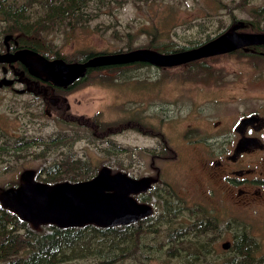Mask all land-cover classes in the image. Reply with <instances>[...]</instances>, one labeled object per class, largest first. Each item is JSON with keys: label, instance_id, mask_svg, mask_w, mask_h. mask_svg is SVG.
Wrapping results in <instances>:
<instances>
[{"label": "rangeland", "instance_id": "1", "mask_svg": "<svg viewBox=\"0 0 264 264\" xmlns=\"http://www.w3.org/2000/svg\"><path fill=\"white\" fill-rule=\"evenodd\" d=\"M245 25L247 32L250 27L264 32V0H2L0 50L6 37H23L49 58L74 61L91 53H173L239 33ZM219 57L205 70L191 63L166 70L132 65L95 71L94 85L68 90L63 99H54L52 88H29L27 75L17 79L15 88L0 89V194L19 186L27 170L47 184L86 181L104 167L134 178H158L161 172L154 187L159 197L150 198L155 207L148 228L143 221L117 239L55 243L52 227L27 226L1 207L0 264H229L222 249L227 241L198 233L199 224L202 230L222 225L223 210L213 206L225 200L221 186L211 181L202 156L185 149L180 139L179 131L191 119L193 126L209 125L189 113L181 129L176 119L155 118L176 108L183 91L192 94L196 77L210 81L203 88L215 96L208 99L227 102L230 112L245 100L249 106L264 102L262 61L257 67L239 55ZM258 75L262 80L255 81ZM53 101L55 108H50ZM150 149L162 158L152 159ZM172 150L184 154L177 159ZM146 196L140 199L147 201ZM242 245L241 251H249L256 241ZM261 259L240 256L235 264H259Z\"/></svg>", "mask_w": 264, "mask_h": 264}, {"label": "flooded vegetation", "instance_id": "2", "mask_svg": "<svg viewBox=\"0 0 264 264\" xmlns=\"http://www.w3.org/2000/svg\"><path fill=\"white\" fill-rule=\"evenodd\" d=\"M1 1L2 0H0V2ZM7 11L12 15L13 18L17 17L15 11L13 12L11 9ZM12 32L20 33V31L15 29H12ZM256 33L264 32L260 30V32ZM9 38L10 40L8 42L4 41V50H0L1 54H14L20 50H31L41 54L49 60L62 59L49 58V56L40 51L32 43L27 42L23 37L16 39H13L12 37ZM96 55L97 54L93 55L92 57ZM225 55H239L241 60L249 61L251 66L256 65L259 67L258 60H261L264 64V45L241 48ZM217 57L221 58L219 56ZM215 58L216 57L202 59L192 63L194 64L195 68L205 70L209 66V62L213 61ZM34 59L36 60V58ZM65 61L70 63L79 62L74 60ZM189 64L181 65L179 67L187 66ZM132 65H144L143 67L147 66L159 68L154 65L144 63ZM132 65L90 69L83 77L79 78L71 86L58 87L53 85L51 82H46L44 76L30 74L29 70L20 61L11 64H0L3 75L0 79V82L3 78L13 80V84L9 86H3L1 89L15 88L16 84L20 83V81L17 79L23 78L25 80L27 75L31 78V80H28L26 84V86L29 88L34 89L36 86L38 87V84L41 86V88L44 87L43 89L52 88L55 91L53 96L54 99H63V96L67 98V92L69 88L74 90V88L78 89L89 85H94L95 82L91 80V71L95 72L102 70H113L114 68H118L119 70L120 68L129 67ZM160 69L166 70L169 68ZM22 72L24 75H22ZM11 74L14 75L15 79L10 77ZM112 80L114 81V79ZM260 80H262V78L258 75L255 81ZM195 81L197 82V85L195 89H193L192 86V89L190 90L192 94H189L188 90L187 92L183 91L179 97L181 99L179 100L178 106L176 108L171 109L170 113L166 116L156 114L155 118H159L162 121H164L166 117L167 119H176L180 123L179 129H181V125H184V123L188 121V119L184 118L189 113L191 117L194 116L196 122L209 125L206 128L199 127V123L193 126L191 124L193 120L191 119L189 120L191 123L179 131L183 147L202 156L205 161L204 166L208 170L211 181L214 184H219L221 186V191L225 198V200L219 201L218 204L213 203V206H217L219 209L223 210L220 218V220L223 221L222 225L220 224V227H217L216 229L210 228L209 225L207 229L202 230L204 228H202L201 224H199L198 233L201 234L202 237L210 235V237L218 241H227L226 243H228V247L225 249L223 248L222 244V249L227 250V255L231 258L229 260V264H235L236 258H240V256H246L248 260H251L252 257L255 256H260L263 258L264 102L258 101L253 106H249L247 100H245L235 107V112H230L226 109L227 102H223L218 97L214 100L208 99L209 96H215L211 91L203 88V86L205 87L207 84L212 85L209 80H203L200 77H196ZM17 94L19 93L17 92ZM23 95H25V93L20 94V96ZM215 101L217 102L215 103ZM49 107L55 108L54 101L50 103ZM210 111L212 112V115H209ZM222 111L226 112L222 114ZM205 118L212 119V121H207ZM172 151H174L173 153L177 159H179V157L184 154V152L180 154L179 150ZM148 153L152 156V159L162 158L161 155L154 154V149H150ZM160 175L158 178L150 177L151 179L155 180V183L152 184L153 186L145 193L136 197L139 202H143V204L149 205L152 208V214L142 219L144 220L147 228L149 226V220L153 216L155 207L153 204L154 200H150V198L152 199L153 196L159 197V194L155 191L154 187L158 184ZM146 177H149V175ZM145 194H147V201H142L140 198ZM213 196L215 195L213 194ZM1 207L2 204L0 203V209ZM5 210L7 211V209ZM214 230L216 232H214ZM250 240L256 241V247L251 250L249 249V251H247V249L241 251V245H246V241ZM81 256H86V254H82ZM259 262V264H264V259H261Z\"/></svg>", "mask_w": 264, "mask_h": 264}, {"label": "water", "instance_id": "3", "mask_svg": "<svg viewBox=\"0 0 264 264\" xmlns=\"http://www.w3.org/2000/svg\"><path fill=\"white\" fill-rule=\"evenodd\" d=\"M9 40L8 37L5 41ZM259 45H264V33L227 32L196 47L173 53L133 50L100 54L84 62L70 63L63 59L49 60L35 51L20 50L14 54L0 53V64L20 61L30 74L44 76L46 82L58 87H69L90 69L137 63L173 68ZM11 84L13 80L3 78L0 89ZM17 92L25 93L24 90ZM21 182L17 187L2 191L0 203L7 211L35 228L57 226L67 229L90 225L113 228L130 225L152 214L149 205L136 199L155 183L150 177L134 178L127 173L114 172L104 167L86 181L55 184L37 182L35 172L27 170L22 174ZM226 247L228 243L223 244V248Z\"/></svg>", "mask_w": 264, "mask_h": 264}, {"label": "trees", "instance_id": "4", "mask_svg": "<svg viewBox=\"0 0 264 264\" xmlns=\"http://www.w3.org/2000/svg\"><path fill=\"white\" fill-rule=\"evenodd\" d=\"M15 20H18V22H22V20H19L17 17L14 18ZM243 29L239 32V33H256V32H260L259 29L255 28V27H250L252 32H247L246 28H247V25H245L244 27H242ZM185 50V49H184ZM182 51V50H180ZM178 52V51H176ZM93 55V53L89 54L88 56H86L85 58L81 59V60H77L79 62H83V61H86L88 60L89 58H91ZM138 66H144V65H138ZM92 73V71L90 72ZM69 91H73V89L69 88L68 89ZM74 90H76V88H74ZM67 167H70V164H67ZM93 176L89 175V176H86L84 177L85 180H88L90 178H92ZM72 182H76V181H79V180H71ZM16 217V216H15ZM19 221H21L18 217H16ZM144 220L136 223V224H130V226H127V227H124V226H118V227H115V228H100V227H97V226H93V225H90V226H85V227H81V228H68V229H61V228H58L56 226L52 227L51 231L54 232L53 235V239H52V242H55V243H59V241L61 240H70V239H75V240H78V239H85V238H88V237H92V238H95V237H101V238H107V239H117L116 236L118 233H123V234H128L133 228L136 229L135 226L138 225V228L142 226V224L144 223L143 222ZM22 222V221H21ZM141 222H143L142 224H140ZM24 223V222H22ZM25 225L29 226L28 224L24 223ZM83 230H86L87 233H89V236H82L84 235L83 234ZM73 232V233H72ZM81 234L80 236H76L75 234ZM118 237V236H117ZM117 249L114 248L113 251L111 252V256L114 255V252L116 251ZM101 252V251H99ZM84 253V252H83ZM85 254H87V252H85ZM89 254V253H88ZM99 257H103L105 256L104 253H100V255L98 254Z\"/></svg>", "mask_w": 264, "mask_h": 264}, {"label": "bare ground", "instance_id": "5", "mask_svg": "<svg viewBox=\"0 0 264 264\" xmlns=\"http://www.w3.org/2000/svg\"><path fill=\"white\" fill-rule=\"evenodd\" d=\"M140 221V220H139ZM138 222V221H137ZM136 223V222H135ZM133 224V223H132ZM127 226V225H126ZM57 227V226H56ZM98 227V226H97ZM118 227V226H117ZM59 228V227H58ZM113 228H115V227H113ZM61 229H63V228H61ZM68 229V228H67Z\"/></svg>", "mask_w": 264, "mask_h": 264}]
</instances>
